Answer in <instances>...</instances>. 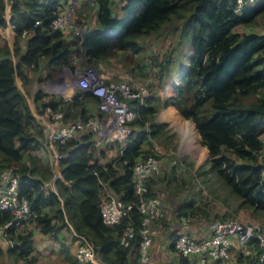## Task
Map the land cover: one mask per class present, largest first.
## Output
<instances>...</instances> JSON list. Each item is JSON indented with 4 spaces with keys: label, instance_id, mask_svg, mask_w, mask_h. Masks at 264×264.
Masks as SVG:
<instances>
[{
    "label": "trees",
    "instance_id": "obj_1",
    "mask_svg": "<svg viewBox=\"0 0 264 264\" xmlns=\"http://www.w3.org/2000/svg\"><path fill=\"white\" fill-rule=\"evenodd\" d=\"M67 1L0 0V29L11 26L15 32L11 46L1 40L0 32V169L11 167L19 174V195L27 198L35 213L33 219L8 229L14 245L7 247V253L21 264H36L34 230L27 229L26 224L34 223L46 235H54L71 225L76 233L91 241L104 264H139L141 214L133 207L119 222L109 225L103 221L100 203L106 187L125 203H135L138 196L132 178L134 164L150 155L159 158L153 139L163 147L169 142L175 148L168 123L154 121L159 108L157 100L152 95L145 97L143 103L128 99L136 112L128 126L147 129L133 128L122 147L116 139L107 143L108 147L119 149L112 161L101 162L107 153L95 146V138L87 129L56 143V150L67 156L59 160L60 177L55 191L45 187L53 177L51 163L37 153L45 146L41 124L16 77H20L23 86L30 83L25 68L37 72L43 60H46L44 79L55 77L62 68L70 66V58L78 51L77 42L84 48L86 61L98 66L110 57L107 46L112 39L118 49L134 51L140 47L139 37L158 32L172 17L184 18L182 32L190 37L192 52L181 84L164 103L173 105L193 122L201 144L207 148L210 170L240 200V206L264 209V164L258 159L264 132V34L235 30L240 24H251L259 15L264 16V0L242 12L235 11L236 0H127L123 16L113 14L111 0H95L93 4L85 1L93 5L98 25L87 26L79 39L50 26ZM168 61L169 57L161 63L163 69L169 65ZM44 95L38 90L34 102L42 108L61 110L64 121L76 118L86 121L93 115L89 104L99 103L98 97L90 92L81 98L75 94L70 99L58 97L47 101L42 100ZM37 110L42 111L39 107ZM198 171L200 174L201 170ZM154 177L147 180L146 196L157 195ZM172 179L173 175L166 182L168 186ZM176 211L185 217L208 215L195 200L180 203ZM12 218L11 210H0V225ZM129 225L135 227V233L129 244L124 245L121 237ZM72 236L77 240L75 234ZM171 237L170 247L175 249V232ZM63 245L65 258L79 264L75 254ZM251 247V257L247 255L244 260L239 253L237 259L255 264L254 254L260 247L256 240ZM189 261L180 257V264H190Z\"/></svg>",
    "mask_w": 264,
    "mask_h": 264
},
{
    "label": "rangeland",
    "instance_id": "obj_2",
    "mask_svg": "<svg viewBox=\"0 0 264 264\" xmlns=\"http://www.w3.org/2000/svg\"><path fill=\"white\" fill-rule=\"evenodd\" d=\"M123 1L126 0L111 1V8L113 10H116L114 11V13L121 11L122 8L120 6V3ZM5 16L7 19L10 17L9 4L6 5ZM71 22L80 25L83 28H86L87 26L89 28L97 27L98 24L96 20V11L94 10L93 5H91L90 3L87 4L83 1L79 2L76 6H74ZM183 22L184 18L182 17H172L170 21L165 23L158 32L139 37L138 42L140 44V47L138 49H135L134 51L118 49L116 40L112 39L107 46V51L110 55V63H107L106 60L100 61V63L106 65V67H103V69L98 68V66L93 63H89V65L96 67L99 73L105 72L106 69V72L109 71L110 77L109 79H106L105 77L104 81H112L114 83L123 82L132 89L146 88L148 93L146 97L152 95L154 97L158 96L160 98H165L167 96L166 89L173 88L174 90H176V87L180 84V80H174V82L170 84L171 74L177 73L179 78L182 77L187 68L186 65L188 64L189 57L188 53L191 52L189 42L190 37L182 32ZM263 29L264 16L261 15L257 17L254 23L240 24L235 27V30L239 33H243L245 31H254L260 33ZM3 35L6 36L5 33ZM14 35L15 32L13 30L12 36L8 38L6 36L5 38L1 35V40L5 41V43L11 46ZM68 37L71 38L70 35H68ZM76 47L78 48L77 52H79L81 49L84 50L82 45L78 42ZM21 48L23 51L25 50L24 38L21 42ZM73 55L75 54L73 53ZM127 56L129 60L127 59ZM167 57L170 58V62L168 61L169 65L163 69L161 63H163V60ZM86 58V55H84L82 59H79L77 69L75 68V70H69L68 67H65L62 68L55 75V77L47 79H44L46 74V60H43L41 69L37 72L32 71L27 67L25 68V71L27 72V75L31 80L30 83L23 86L21 84V79L19 76L16 77V82L20 86V89L23 91V93L26 96L31 95L32 98L38 90L42 91L43 88L51 91L45 93L44 96L46 100H49L50 98H54L57 100L58 97H64L63 95H60L59 92L55 93L54 91L64 89L65 87L62 84L68 87L71 86L70 88L73 90V93L68 99H70L72 95L75 94L81 98L84 93H81V91L75 86V81L79 76L78 70L82 68V65L85 64L87 60ZM13 59L16 61V57H13ZM137 63L139 65H137ZM136 65L138 66L137 68ZM161 68L163 70H161ZM38 76L42 77L40 81L36 80V77ZM162 103V100H157V104L159 107L162 105ZM191 126L193 127L192 124L184 126L186 138L187 130H189L188 128ZM128 127L130 128V130H132L133 128L137 130L147 129V126L141 129H139L138 127ZM85 131V129L79 130L75 134V136H78V134ZM262 135V138L264 140V133ZM93 137L95 138V146L98 149L103 148V145L106 146L107 143L113 141L101 136L93 135ZM126 139L127 137H123L120 138L122 142H119V140L116 141L119 142L118 144L122 147V145L124 146V142H127ZM43 143L49 150V155L51 156L53 154V148L51 147L46 136H44ZM153 143L155 146V151L157 150L156 152L157 154H159V158H157L159 160L160 166V171L154 175V183L156 184L154 188L157 196H159L162 200L163 197L166 199L168 198L170 200H174V197H176V195H178L180 199L184 198L187 195H193L195 197V202L201 209L206 210L208 215L198 214L191 215V217L195 216L196 219L203 218L207 220V222H211L212 220L220 219L222 215H225L226 219H234L244 223L260 224L263 227L264 233V209H255L253 207L240 206V200L233 194H231L224 186L222 181L217 179L216 175L210 170V164L207 161L206 149L198 151L197 156H194V159H192L193 161H191V159H188V156L185 155L182 150L179 149L176 145L174 149L172 148V150H170L171 143L169 142L164 147L159 143L158 140L153 139ZM39 152L42 155L41 149L37 153ZM118 154L119 149L116 147V150L114 149L112 150V152H108L106 160L112 161L113 158ZM196 159L200 160L199 163L201 165L194 172L192 171L193 162ZM49 162L51 163L52 161ZM261 163L264 164V159L261 160ZM56 164H58L57 166L59 168V161L56 162L54 160V162L51 163L52 168H55L53 170V175H57L58 170L55 167ZM198 170H201L200 174ZM171 175H173V182L168 186L166 182L171 177ZM46 183L48 184L47 187L52 186L51 180L47 181ZM56 190L57 189L55 187V191ZM105 193V196L115 195L107 187L105 189ZM167 206L169 207V204H167ZM164 208H166V206ZM196 221L197 220H194L193 222ZM40 233L34 237L35 251L33 252V255L36 257V264H72L64 256L63 244L65 243L63 242L69 244L71 240L73 241V233L70 234V231L66 230L64 237H62L61 239H55L54 243L52 241H48L50 240V238H47V235L45 236L44 234ZM156 235L153 249L149 251L148 264H169L172 259L178 258L177 260H179V253L175 249L170 251L165 245V241L167 240L166 237L169 234H165V232L162 233L160 231V233ZM11 240L14 241V238L11 236V234H7L6 236L3 235L0 238V264H21V261H15L6 251L7 247L10 246ZM60 240L62 241L59 242ZM65 246L67 245L65 244ZM74 248L70 245L69 251L73 252V255L76 251H73ZM242 254L243 259L245 260L246 254ZM244 260L239 261L237 259V256L232 254V256L223 264H245L246 262ZM79 264L85 263L79 262Z\"/></svg>",
    "mask_w": 264,
    "mask_h": 264
},
{
    "label": "built area",
    "instance_id": "obj_3",
    "mask_svg": "<svg viewBox=\"0 0 264 264\" xmlns=\"http://www.w3.org/2000/svg\"><path fill=\"white\" fill-rule=\"evenodd\" d=\"M81 1L94 3L95 0H68L64 9L51 20L50 26L53 29L62 30L66 35L81 38L85 28L71 22L74 6ZM257 0H236L235 11L242 12L245 8L253 5ZM81 27V28H80ZM82 29V31H81ZM25 33V32H24ZM264 34V29L260 32ZM70 58L69 70L77 69L79 59L84 57V50L75 52ZM79 54V55H78ZM78 70L75 86L81 93L90 92L99 99V112L91 115L86 121L76 118L73 121H64V113L61 110L50 111V124L48 141L53 148L51 160L58 162L67 156L66 153H59L56 150V143H63L72 138L75 133L87 129L94 136L105 137L109 140L128 137L131 133L128 122L132 121L136 112L131 108L128 99H137L143 103L146 95V88L132 89L127 84L104 81L105 77L99 73L96 67L90 66L86 61ZM69 89L71 86H65ZM261 162L264 159L263 146L258 153ZM160 171L159 160L156 156H148L139 160L132 168V178L135 192L138 199L135 203H125L112 190L115 195L103 197L100 207L103 221L112 225L120 221L133 207L141 214L140 243L138 247L139 264H148L149 247L152 237L157 233L154 226L165 217V209L159 196H146L147 180ZM19 174L11 167L0 169V210H11L12 220L0 225V238L9 234L10 227H16L34 218L35 213L27 198L19 195ZM182 225L185 227L188 218L182 216ZM135 227L129 225L124 231L121 242L129 244V238L133 237ZM77 237L75 256L80 262L91 264H104L95 252L91 241L82 234L74 232ZM263 227L256 223H244L234 219H215L210 222V233L207 236L197 238L188 231L180 230L174 239V248L179 257L198 260L199 264H207L209 261H224L231 257V250L234 246H248L256 240L260 251L255 252V264H264V235ZM14 245L11 240L10 246ZM175 264V263H174Z\"/></svg>",
    "mask_w": 264,
    "mask_h": 264
},
{
    "label": "crops",
    "instance_id": "obj_4",
    "mask_svg": "<svg viewBox=\"0 0 264 264\" xmlns=\"http://www.w3.org/2000/svg\"><path fill=\"white\" fill-rule=\"evenodd\" d=\"M112 1V0H111ZM127 1V0H126ZM126 1H123L120 3V6H121V11H118V12H115L116 10H113V14L116 15V16H121V15H124L125 13V10H124V6L126 5ZM120 2V1H119ZM125 3V5H124ZM0 32H1V35L3 37L7 38L12 36V33H13V28L11 26H7L5 28H2L0 29ZM6 34V36H4L3 34ZM192 52V50H191ZM190 52V53H191ZM117 53V52H116ZM188 53V54H190ZM109 54V52H108ZM127 59L129 60L128 56H127ZM127 60V61H128ZM107 63H110V57L107 58L106 60ZM105 62V63H106ZM187 66V65H186ZM103 67H106V65H104L103 63L99 64L98 65V68L100 69H103ZM107 71V69H106ZM101 72V74L106 77V79H109L110 77V74H109V71L108 72ZM170 84H172L175 81H179L180 80V84L182 82V77L179 78L178 77V74L177 73H173L171 74L170 76ZM37 78V79H36ZM35 79L37 81H40V76L36 77ZM18 85V84H17ZM19 86V85H18ZM170 87V86H169ZM20 88V86H19ZM44 93H48V92H51L47 89H44L42 90ZM53 91V90H52ZM55 93L56 92H59L60 95H63L65 97V99H68L71 94L73 93V90L71 88L69 89H65V90H54ZM166 93H167V96L165 98H160L158 96L154 97L155 99H160L162 100V105L158 108V112L154 118V121L156 122H165V123H168V127L170 129L169 131V134H172L173 135V142L175 143V145L182 150V152L187 155L188 159L190 158L191 161H193L192 159H194V156L196 157L197 156V153L198 151H201L202 149H206L207 151V148L206 146L202 145L201 142H200V137L199 135L197 134V139L194 141L192 140V136L190 135L191 134V131L193 132V130H187V138L185 136V132H184V126L185 125H189V124H192L193 127L195 128L193 122L188 119V118H184L179 112L178 110L176 109V107H174L173 105L169 104V105H165V101L166 99H168L169 97L173 96L175 94V90L173 88L171 89H166ZM68 94V95H67ZM59 95V96H60ZM26 96V95H25ZM162 97V96H161ZM26 99H27V102L33 112V114L36 116L37 120L39 121V123L41 124V127H42V130H43V133H44V136L48 137V131H49V124H50V111L48 109V107H45V108H42L41 107V104H37L34 102L32 96H26ZM42 100L43 101H47L45 96L42 97ZM41 108L42 111L39 112L37 110V108ZM90 108V111L92 113H98L99 112V109H98V105H94V104H89L88 106ZM78 132V131H77ZM76 132V133H77ZM197 133V132H196ZM264 133V132H263ZM79 135V134H78ZM263 136V135H262ZM188 139V140H187ZM116 140H119V142H122L119 139H116ZM197 142V143H195ZM184 143V144H183ZM125 144V142H124ZM198 144V145H197ZM123 146V145H122ZM105 150V152L107 153L108 155V152H112V150H116V146H113V147H108L107 145L106 146H102ZM182 147V148H181ZM101 149V148H99ZM40 150V149H39ZM38 150V151H39ZM42 150V155L40 154V152L38 153L39 155L43 156V158L45 160H48V161H52L51 160V156L49 155V150L44 146L43 148H41ZM154 150H155V146H154ZM170 150H172V147H170ZM157 151V150H156ZM155 151V152H156ZM172 152V151H171ZM107 160L106 159H101V162H106ZM200 160H195L193 162V169L192 171H196V169L201 165L199 163ZM54 162V161H52ZM51 162V163H52ZM55 164V163H53ZM58 164H56V169L58 170L57 171V175H53L51 181H52V186L51 188L53 190H55V183H56V180L60 177V172H59V168L57 166ZM53 169V168H52ZM55 169V168H54ZM53 169V170H54ZM56 176V177H55ZM185 181V179H184ZM173 182V179L171 181V183ZM47 183H45V187H47ZM156 184L154 183L153 187L155 186ZM154 191H155V188H154ZM156 192V191H155ZM161 199V198H160ZM190 200H195V197L193 195H187L185 196L184 198H179L178 195H176V197H174V200H170V199H166L163 197V200L161 199L162 203H163V206L165 208V217L163 218L162 221L160 222H157L154 224V226L156 227L157 229V233H160V231L162 233L165 232V234H169L167 235V240L165 241V245L166 247H168L167 249H169L170 251L173 250L171 247H170V243H171V233L172 232H175V234H177V232H179L180 230H185V231H188L191 235L197 237V238H200V237H204V236H207L209 235L210 233V222H207V220L205 219H196V217H191V216H187L188 218V222L186 224V226L184 227L182 225V216H179L178 213L176 212V208L177 206L184 202V201H190ZM167 202V203H166ZM167 204H169V207L167 206ZM190 217V218H189ZM194 220H197L196 222H193ZM162 222V223H161ZM27 229L29 228H32L34 230V236L33 238L38 235L40 233L39 229L37 226H35L34 223H29V224H26ZM66 230H69L70 231V234H74V229L73 227L70 225V228L69 229H61L60 231H58L56 234L54 235H47L48 237L47 238H50V240L48 241H52L53 243L55 242V239H61L62 237H64L65 233H66ZM160 230V231H159ZM41 234V233H40ZM43 234V233H42ZM72 234V235H73ZM155 234V235H156ZM46 236V234H44ZM153 236L152 237V241H151V244H150V247H149V251L151 249H153V244H154V240L156 238V236ZM73 238V236H72ZM154 238V239H153ZM75 240V241H74ZM62 240H60L59 242H61ZM67 245V247L70 249V245L74 248L73 251L76 250V247H77V240L76 239H73V241L71 240V242L66 243V242H63ZM62 252V251H61ZM63 253V252H62ZM73 254V252H71ZM239 253H245L246 256H252L253 255V249L251 247V245H248V246H244V247H238V246H234L231 250V256L232 254L234 255H237ZM154 259V258H153ZM178 258L176 259H172L170 261L169 264H180V257H179V260H177ZM150 260H151V252H150ZM227 260H224V261H209L207 264H223L224 262H226ZM190 264H199L198 263V260L196 258L194 259H191L189 261Z\"/></svg>",
    "mask_w": 264,
    "mask_h": 264
},
{
    "label": "bare ground",
    "instance_id": "obj_5",
    "mask_svg": "<svg viewBox=\"0 0 264 264\" xmlns=\"http://www.w3.org/2000/svg\"><path fill=\"white\" fill-rule=\"evenodd\" d=\"M188 129H189V130H193V132L191 131V134H190V135L192 136V140L195 141V140L197 139V138H196V137H197L196 129H195L194 127H192V126L189 127ZM195 134H196V135H195ZM195 136H196V137H195ZM195 143H197V142H195ZM197 145H198V144H197Z\"/></svg>",
    "mask_w": 264,
    "mask_h": 264
}]
</instances>
